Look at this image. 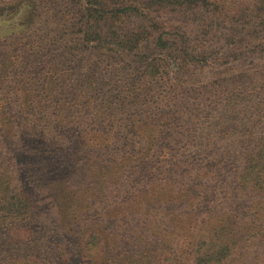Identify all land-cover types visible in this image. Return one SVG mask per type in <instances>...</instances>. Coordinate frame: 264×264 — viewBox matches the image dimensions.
Segmentation results:
<instances>
[{
  "label": "rangeland",
  "instance_id": "374dc122",
  "mask_svg": "<svg viewBox=\"0 0 264 264\" xmlns=\"http://www.w3.org/2000/svg\"><path fill=\"white\" fill-rule=\"evenodd\" d=\"M84 1L0 0V264H91L86 246L94 264H264V237H246L259 197L238 184L264 134L258 0H223L215 21L164 11L132 52L114 41L149 12L86 42ZM177 33L184 63L157 42Z\"/></svg>",
  "mask_w": 264,
  "mask_h": 264
},
{
  "label": "trees",
  "instance_id": "16d2710c",
  "mask_svg": "<svg viewBox=\"0 0 264 264\" xmlns=\"http://www.w3.org/2000/svg\"><path fill=\"white\" fill-rule=\"evenodd\" d=\"M127 3L119 2V4L128 5L125 9L119 8L121 10H115L113 11L111 8H108L110 5L109 0H85L83 3L84 6V12H85V24L86 26L92 27V31L89 33H84L86 42H90L94 39L99 40L100 35L102 33V27H100V22H103L104 24H111L110 20L113 19L115 22H120L118 19L121 16H131L135 15L138 20L141 19V16L144 15L143 11L149 12L147 15H149L148 19L150 21L149 25L146 26V28L143 25L139 26V34L136 32H124L122 34L123 39L120 38V36H117L116 40L114 41L116 45V51L117 52H132L133 50H137L138 48V38L151 35V30L157 29L158 27L161 28V24L159 23V20L155 17H157V14L160 15V13L167 11V10H176L179 9L185 13H192L201 11V9H204L206 11H210L211 18L215 21L218 16L220 15L225 7L222 5L223 0H126ZM221 3V4H220ZM178 7V8H177ZM121 11L122 15H118V12ZM219 11V12H216ZM108 13H113L111 17L107 18L105 15ZM218 13V14H217ZM254 13L260 16V13H264V0H258L255 4ZM217 14V16H215ZM206 18L210 20L207 15H205V21ZM94 22L95 24H92ZM262 24L256 26L257 30H253L251 34L258 33V31H262V28H264V22H261ZM209 24V23H208ZM207 26V24H205ZM208 28V27H207ZM115 33L112 32L110 36H114ZM116 37V36H115ZM184 37L183 35L176 34L175 42L163 40L161 37H158L157 42L158 46H160L162 49L170 51H174L173 55H170V58H173L177 60L179 63H184L186 56H189V54L192 52H188V49L186 46H182L181 44L184 43ZM238 43V42H237ZM237 49L241 48V43H238ZM264 46V44H261ZM210 44L206 47L205 46V55L209 51ZM237 51V50H236ZM200 53V52H199ZM243 51L239 50V54L241 55ZM176 62V61H174ZM177 63V62H176ZM167 64H164L162 66H156L151 61L144 64V69H142V72L146 74H159L162 70H164ZM161 73H166L161 72ZM168 76V72L165 74ZM252 150H250L244 159L243 166L241 168V171L238 175V184L241 189L243 190H249L250 192H254L259 199L256 201L253 206H255V215H254V221L250 222L247 225V229L251 230V232H248L246 237L253 236L257 237L258 239H261L264 237V134L257 137L256 142L254 144ZM131 159V158H130ZM131 161L134 162L133 159ZM214 162V161H213ZM208 167V166H207ZM5 180V177L0 172V184ZM1 186V185H0ZM22 197H25L21 195ZM22 204L28 207L29 202L27 204L25 199H21ZM22 212H27V209L24 207L22 208ZM216 214V213H215ZM222 216V215H221ZM228 214H225L223 217H227ZM220 221L223 222V224L212 223L209 225L208 231L210 233H216V236H220V233H217L218 231H221L222 228L225 227V219H221ZM215 239L214 236H211V241ZM241 241V240H240ZM236 242L233 245H226L225 248L221 249V260H225L228 258V256L233 252V248L236 249L237 244L240 242ZM98 245V244H97ZM85 252H87V258L91 260V264H94L97 260L96 256L101 254L100 248L96 249L95 246H86ZM101 256V255H100Z\"/></svg>",
  "mask_w": 264,
  "mask_h": 264
}]
</instances>
